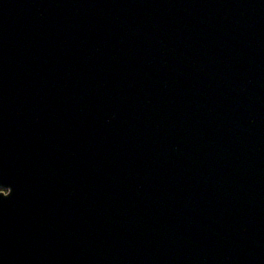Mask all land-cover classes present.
Returning <instances> with one entry per match:
<instances>
[{"label": "water", "instance_id": "1", "mask_svg": "<svg viewBox=\"0 0 264 264\" xmlns=\"http://www.w3.org/2000/svg\"><path fill=\"white\" fill-rule=\"evenodd\" d=\"M0 264H264V0H0Z\"/></svg>", "mask_w": 264, "mask_h": 264}]
</instances>
